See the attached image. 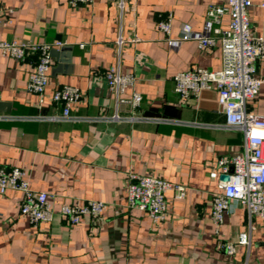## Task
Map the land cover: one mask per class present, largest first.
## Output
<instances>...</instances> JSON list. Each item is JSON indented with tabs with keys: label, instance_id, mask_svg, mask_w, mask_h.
Instances as JSON below:
<instances>
[{
	"label": "crops",
	"instance_id": "obj_1",
	"mask_svg": "<svg viewBox=\"0 0 264 264\" xmlns=\"http://www.w3.org/2000/svg\"><path fill=\"white\" fill-rule=\"evenodd\" d=\"M263 1L253 0L249 10L252 32L262 37ZM223 3L93 0L73 7L69 0H0L13 11L12 24L0 27V40L61 44L52 50L43 103L28 90L37 56L17 60L0 54V101L12 104V113L2 114L13 117L0 121V167L25 170L32 189L53 197L55 213L51 223L34 226L20 212L21 192L0 195V264H264V219L254 216L250 245L236 244V253L228 255L222 244L237 242L239 233L249 230L247 211L233 208L218 235L211 217L223 180L210 174L220 157L242 152L243 136L217 127L226 120L217 90L185 100L173 81L193 67L220 70L221 41L215 37L207 50L194 40L171 49L158 28L171 14V37L182 29L201 31L209 5ZM228 22L224 16L222 26ZM114 66L135 77L122 97L140 93L138 107L117 108L105 79ZM257 75L264 81V59L257 63ZM64 86L82 94L72 106L73 116L100 119L51 120L63 106L50 96ZM247 109L264 114V83ZM115 113L141 120H107ZM130 174L181 183L186 197L176 199L169 192L168 216L155 223L147 212L127 206ZM91 200L107 204L101 216H85L76 225L61 216L64 204Z\"/></svg>",
	"mask_w": 264,
	"mask_h": 264
},
{
	"label": "built area",
	"instance_id": "obj_2",
	"mask_svg": "<svg viewBox=\"0 0 264 264\" xmlns=\"http://www.w3.org/2000/svg\"><path fill=\"white\" fill-rule=\"evenodd\" d=\"M93 0H69L73 7L91 4ZM253 0H225V3L211 4L207 10L205 25L201 31L182 29L177 37H171L172 15L162 18L158 28L167 36L166 44L171 49H178L181 43L194 40L198 47L207 50L215 45L219 38L222 47V67L214 71L193 67L178 72L173 81L175 91L181 98L198 97L205 90L218 92V104L225 115V123L220 129L237 131L243 136V150L234 156H222L214 164L211 178L228 175V181H222V192L213 197L211 217L218 235L224 224L226 214L236 207L246 209L249 218V230L238 235L237 242H225L223 251L228 255L236 253V244L249 246L254 216L264 219V114L248 111L247 104L256 98L264 81L257 75V63L264 59V37L255 36L251 29L249 10ZM264 9V1L260 4ZM13 11L0 6V27L12 24ZM224 16L229 17L227 26H222ZM121 44V40L118 41ZM60 43L23 42L18 40H0V54L23 60L29 53L37 56V61L29 75L28 90L39 97L40 103L46 99L49 84V72L52 67V50ZM108 87L116 95L117 108L121 104L138 107L143 97L134 93L131 98H123L125 88L134 84L135 77L122 74L119 67H111L105 74ZM79 88L64 86L51 96L53 103L62 104L59 116L50 118L54 121L79 122L98 121L100 118H78L72 115L73 104L81 98ZM13 117L0 114V121ZM123 119L141 120L140 117L122 118L118 113L108 117L109 121ZM156 123H170L164 118H142ZM182 123V122H180ZM192 125L200 127V123ZM9 190L22 193L20 212L34 226L48 224L54 220L53 197L45 191H35L30 185L28 175L20 167H0V195ZM127 206L138 208L149 214L155 223L166 220L168 216L167 194L172 192L176 199H184L187 187L181 183L170 182L157 176L130 174L127 187ZM107 204L101 200H91L64 204L61 216L70 225L78 224L83 217L101 216Z\"/></svg>",
	"mask_w": 264,
	"mask_h": 264
},
{
	"label": "water",
	"instance_id": "obj_3",
	"mask_svg": "<svg viewBox=\"0 0 264 264\" xmlns=\"http://www.w3.org/2000/svg\"><path fill=\"white\" fill-rule=\"evenodd\" d=\"M2 113H7V114L12 113V104L10 102L0 101V114H2ZM221 179L223 181H228L229 176L223 175V176H221Z\"/></svg>",
	"mask_w": 264,
	"mask_h": 264
}]
</instances>
